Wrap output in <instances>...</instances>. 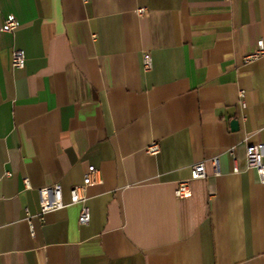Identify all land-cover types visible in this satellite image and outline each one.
I'll use <instances>...</instances> for the list:
<instances>
[{
    "label": "crops",
    "instance_id": "1",
    "mask_svg": "<svg viewBox=\"0 0 264 264\" xmlns=\"http://www.w3.org/2000/svg\"><path fill=\"white\" fill-rule=\"evenodd\" d=\"M260 143L264 0H0V264H264ZM88 166L89 222L39 221L38 190L67 204Z\"/></svg>",
    "mask_w": 264,
    "mask_h": 264
},
{
    "label": "built area",
    "instance_id": "2",
    "mask_svg": "<svg viewBox=\"0 0 264 264\" xmlns=\"http://www.w3.org/2000/svg\"><path fill=\"white\" fill-rule=\"evenodd\" d=\"M138 13L142 12V8L137 9ZM18 27V23L13 16H8L3 21L1 26V30L4 32H13ZM258 52L254 54H250L246 57L255 58L259 53L263 52V41H257ZM142 63L145 70H149L151 68V58L148 53H144L142 55ZM25 64V56L22 50L14 49L11 53V66L16 69L24 68ZM240 97L243 96V92L240 91ZM242 106L244 103L242 102ZM146 151L149 154H156L159 151V146L157 143H152L148 146ZM230 154L233 152L230 150ZM232 159L234 162L233 171L237 172L238 167L235 164V157L232 155ZM211 162L215 169H217V157H213ZM245 167L247 169H253L256 171L258 175V179L260 182H264V144H250L246 146L245 149ZM97 170L94 166H88L87 174L83 178V182L79 185L73 186L69 192V202L66 204L62 201L61 190L59 185H51L40 188L38 190L39 195V212L36 215L39 221L43 220V215L52 210H56L67 206L69 204L81 203L80 214L78 217V222L80 224H86L90 220V212L86 205H84L85 201V190L87 186L95 182ZM205 176L204 164L198 163L192 167L191 170V178H202ZM26 186H28L27 179L24 180ZM175 196L178 198H185L190 195V186L188 180L178 182L175 190ZM29 229L31 236L35 235V230L32 224L33 216L27 214Z\"/></svg>",
    "mask_w": 264,
    "mask_h": 264
},
{
    "label": "water",
    "instance_id": "3",
    "mask_svg": "<svg viewBox=\"0 0 264 264\" xmlns=\"http://www.w3.org/2000/svg\"><path fill=\"white\" fill-rule=\"evenodd\" d=\"M232 125H233V126H236V122H235V121H233V122H232Z\"/></svg>",
    "mask_w": 264,
    "mask_h": 264
}]
</instances>
